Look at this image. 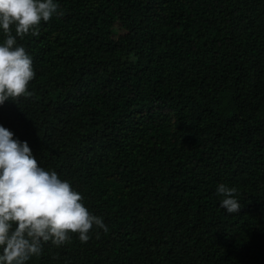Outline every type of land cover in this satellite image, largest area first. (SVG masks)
<instances>
[{"label": "trees", "instance_id": "obj_1", "mask_svg": "<svg viewBox=\"0 0 264 264\" xmlns=\"http://www.w3.org/2000/svg\"><path fill=\"white\" fill-rule=\"evenodd\" d=\"M54 2L0 126L109 230L26 264H264V0Z\"/></svg>", "mask_w": 264, "mask_h": 264}, {"label": "clouds", "instance_id": "obj_2", "mask_svg": "<svg viewBox=\"0 0 264 264\" xmlns=\"http://www.w3.org/2000/svg\"><path fill=\"white\" fill-rule=\"evenodd\" d=\"M62 15L54 0H0L5 37L0 43V105L32 95L33 60L17 38L38 36L41 21ZM215 194L222 209L239 214L235 187L220 183ZM83 199L68 181L38 164L26 141L13 139L0 126V264H26L42 254L45 243L60 247L70 242V233L86 243L93 226L107 233L103 218L91 214Z\"/></svg>", "mask_w": 264, "mask_h": 264}, {"label": "rangeland", "instance_id": "obj_3", "mask_svg": "<svg viewBox=\"0 0 264 264\" xmlns=\"http://www.w3.org/2000/svg\"><path fill=\"white\" fill-rule=\"evenodd\" d=\"M116 29H117V34H119V32H121V30L119 29V24L116 25Z\"/></svg>", "mask_w": 264, "mask_h": 264}]
</instances>
